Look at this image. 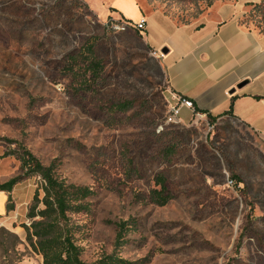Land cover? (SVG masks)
<instances>
[{"label":"rangeland","instance_id":"rangeland-1","mask_svg":"<svg viewBox=\"0 0 264 264\" xmlns=\"http://www.w3.org/2000/svg\"><path fill=\"white\" fill-rule=\"evenodd\" d=\"M220 4L264 32V0H0V184L23 173L25 147L68 182L92 186L93 212L73 216L85 264L110 254L264 264V123L196 111L165 123L177 100L160 56L134 29L152 10L198 23ZM91 46L104 70L86 84ZM160 173L172 194L165 205L148 196ZM36 190L38 175L10 200L0 191V264H43L23 228ZM122 220L130 224L118 245Z\"/></svg>","mask_w":264,"mask_h":264},{"label":"crops","instance_id":"crops-1","mask_svg":"<svg viewBox=\"0 0 264 264\" xmlns=\"http://www.w3.org/2000/svg\"><path fill=\"white\" fill-rule=\"evenodd\" d=\"M143 18L146 26L140 32L163 54L174 98H189L195 111L207 117L236 120L254 129L255 120L264 123V32L244 25L236 6L217 5L198 23L179 24L160 10L136 22ZM191 112L183 107L181 119Z\"/></svg>","mask_w":264,"mask_h":264},{"label":"trees","instance_id":"trees-1","mask_svg":"<svg viewBox=\"0 0 264 264\" xmlns=\"http://www.w3.org/2000/svg\"><path fill=\"white\" fill-rule=\"evenodd\" d=\"M137 32L140 33L138 30ZM88 50L91 55L87 58L85 66L86 73L89 72L86 84L100 79L104 70L102 62L95 57L92 46ZM118 107L123 109L124 104H119ZM18 158L23 173L0 184V191L7 192L10 200L12 189L23 178L34 175L40 177L42 195L38 190L35 191L33 203L27 213L31 223L23 224L30 246L42 256L43 264H85L81 257L82 248L76 243V233L81 230L82 225L73 216L93 212L90 198L95 195V189L89 185L68 182L57 174L54 163L43 164L25 147ZM148 196L151 202L157 205H165L172 198L162 173L156 175L155 187L150 189ZM129 224L130 221L125 220L116 224V244L120 245L123 242ZM139 262L130 261L116 254L106 255L101 259V264Z\"/></svg>","mask_w":264,"mask_h":264},{"label":"built area","instance_id":"built-area-1","mask_svg":"<svg viewBox=\"0 0 264 264\" xmlns=\"http://www.w3.org/2000/svg\"><path fill=\"white\" fill-rule=\"evenodd\" d=\"M145 26H146V20L143 18L135 24L134 29L140 31V30H143ZM111 27L116 31H123V30L131 28V26H129V23L124 22V21H119V22L111 21ZM157 54L160 57L163 56L161 52ZM176 100L177 102L169 108V110L167 111L165 115V123H174V122L179 121L181 118V111L183 107H187L191 109L192 112H195L194 104L189 98L183 97V96H177ZM199 115L201 117L205 116L202 113H199ZM229 182L233 184L232 180H230Z\"/></svg>","mask_w":264,"mask_h":264},{"label":"water","instance_id":"water-1","mask_svg":"<svg viewBox=\"0 0 264 264\" xmlns=\"http://www.w3.org/2000/svg\"><path fill=\"white\" fill-rule=\"evenodd\" d=\"M244 85V82L240 83V86Z\"/></svg>","mask_w":264,"mask_h":264}]
</instances>
